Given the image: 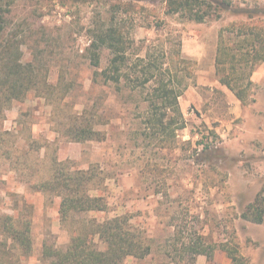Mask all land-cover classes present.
I'll list each match as a JSON object with an SVG mask.
<instances>
[{
  "label": "rangeland",
  "instance_id": "obj_1",
  "mask_svg": "<svg viewBox=\"0 0 264 264\" xmlns=\"http://www.w3.org/2000/svg\"><path fill=\"white\" fill-rule=\"evenodd\" d=\"M232 1L264 8V0ZM212 13L201 22L168 14L166 0H0V51L12 40L11 63L19 46L21 62L54 85L52 96L32 90L14 99L0 118V215L30 220L27 264H52L45 245L64 249L88 220L116 215H128L151 245L145 258L129 256L120 264H234L229 250L239 257L236 264H264V222L242 216L264 193V60L228 64L238 68H226L233 85H245L248 76L253 81L244 100L220 82L216 66L221 28L235 23L264 33V16ZM112 17L127 38L129 65L150 53L167 78L169 67L178 72L186 127L175 138L157 129L143 134L147 90L95 80L112 52L102 47L96 67L88 47L93 31ZM226 39L237 48L245 43L235 35ZM178 48L184 60L175 67ZM79 124L93 125L105 139L71 138ZM205 144L219 148L209 155ZM67 160L60 175L95 166L106 176L98 193L108 211L61 220L60 196L35 185L51 176L55 161Z\"/></svg>",
  "mask_w": 264,
  "mask_h": 264
},
{
  "label": "trees",
  "instance_id": "obj_2",
  "mask_svg": "<svg viewBox=\"0 0 264 264\" xmlns=\"http://www.w3.org/2000/svg\"><path fill=\"white\" fill-rule=\"evenodd\" d=\"M168 14H181L189 19L203 21L207 16H221L222 11H230L235 15L254 18L264 16V8L261 6L234 5L232 0H166ZM244 37L242 47L237 48L227 43L226 35ZM263 31L259 28L242 27L232 23L229 27L219 31V42L216 56L217 72L220 82L235 92L241 100L245 99L249 85L253 84L248 76L247 83L235 86L231 83V70L238 71L236 65L228 64L245 61L246 65H254L257 61L264 60ZM126 37L116 18L93 31L91 42L88 47L90 59L94 66L100 64L99 50L106 46L112 52V57L107 67L101 71H95V80L101 76L105 82L113 81L120 84L122 80L131 84L133 88L147 90L149 101L147 126L143 134L154 135L150 132L157 129L158 133L175 138L179 129L186 127V122L180 107V97L184 88L178 81V72L168 68V78L162 66L147 57L138 59L129 65L127 55ZM0 51L4 65L0 72V118L10 108L14 99H22L29 91L34 90L44 97L52 96L54 85L39 70H35L32 63L21 62L19 52L11 63V54L14 51V43L7 39ZM238 50L241 57H238ZM177 59L173 58V65L183 61L182 50L178 48ZM140 62L145 66L139 68ZM129 68V69H127ZM226 70V71H225ZM153 82L151 85H148ZM166 120V121H165ZM71 138L77 141L104 140L105 134L94 128L93 125L79 124ZM215 145L205 144L203 151L209 155L217 151ZM69 161H55L52 165L51 176L43 179L35 185L40 190L52 192L60 196V215L63 222H68L74 214L87 211H108L109 203L103 195H99L100 184L105 182L106 176L97 171L95 166L88 169L69 170V173L60 175L58 167L65 166ZM245 219L256 223L264 222V193L259 192L254 201L248 204L242 215ZM98 238V241L96 240ZM33 240L30 220H21L12 215H0V264H27L23 257L32 253ZM229 250V249H228ZM195 253H203L201 249H194ZM151 253V245L147 242L143 232L133 225L128 215H116L106 217L103 221L92 218L85 223L83 229H77L71 242L66 248H58L45 245L44 255L52 264H120L126 257L132 256L142 259ZM229 256L234 264L238 263L239 257L232 250Z\"/></svg>",
  "mask_w": 264,
  "mask_h": 264
}]
</instances>
